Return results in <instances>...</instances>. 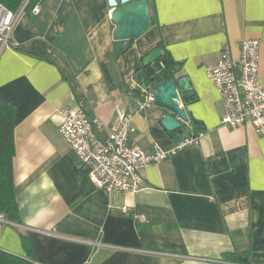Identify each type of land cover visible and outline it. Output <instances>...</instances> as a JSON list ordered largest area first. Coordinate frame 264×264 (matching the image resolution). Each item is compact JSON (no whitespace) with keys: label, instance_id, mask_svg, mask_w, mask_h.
I'll return each mask as SVG.
<instances>
[{"label":"crops","instance_id":"0c3cea01","mask_svg":"<svg viewBox=\"0 0 264 264\" xmlns=\"http://www.w3.org/2000/svg\"><path fill=\"white\" fill-rule=\"evenodd\" d=\"M149 1L140 37H115L108 0H39L38 13L21 14L14 44H0V100L16 108L21 217L0 219V249L37 264H240L229 257L237 252L264 264V133L222 125L207 74L223 48L238 58L244 38H259L264 86V0ZM160 44L191 79L197 99L181 104L201 122L187 127L197 142L181 146L161 122L166 109L136 108L142 58ZM117 102L134 115L130 143L169 152L141 170L134 193L99 190L59 132L62 110L83 107L108 139Z\"/></svg>","mask_w":264,"mask_h":264},{"label":"built area","instance_id":"2783aa9c","mask_svg":"<svg viewBox=\"0 0 264 264\" xmlns=\"http://www.w3.org/2000/svg\"><path fill=\"white\" fill-rule=\"evenodd\" d=\"M24 7L17 11L6 8L0 2V44L12 46V33L19 22ZM33 13L39 12L36 4ZM261 40L247 37L240 42V54L236 58L227 46L221 51L219 60L208 66L207 74L216 85L223 100L222 125L237 128L252 125L264 133V86L260 79ZM154 103V90L148 92L141 108ZM116 124L110 130L108 139L98 135L104 128L99 118L91 119L83 107L65 108L59 132L90 167L89 176L95 186L110 194L117 190L134 193L143 187L141 170L151 163L165 159L169 152L158 145L153 152L145 151L138 144L130 143L135 131L133 113L122 103L116 105ZM199 136L190 135L181 146L197 142ZM144 218V216H140ZM1 220H6L0 214Z\"/></svg>","mask_w":264,"mask_h":264},{"label":"water","instance_id":"95a60500","mask_svg":"<svg viewBox=\"0 0 264 264\" xmlns=\"http://www.w3.org/2000/svg\"><path fill=\"white\" fill-rule=\"evenodd\" d=\"M108 3L113 8L111 19L117 25L116 38L140 37L150 28L149 0H108ZM163 49L160 44L142 58L143 69L138 77H142L139 83L145 94L136 103V108L145 113L146 109L141 108V104L146 94L154 90V104L168 111L161 120L163 126L182 142L190 136L187 127L192 124L200 127L201 122L181 104L182 100L191 103L187 96L194 90L189 76L178 73L168 78L163 76L160 63ZM149 82L155 84L152 86Z\"/></svg>","mask_w":264,"mask_h":264},{"label":"trees","instance_id":"16d2710c","mask_svg":"<svg viewBox=\"0 0 264 264\" xmlns=\"http://www.w3.org/2000/svg\"><path fill=\"white\" fill-rule=\"evenodd\" d=\"M0 2L12 11H17L22 7H24V11H32L39 0H0ZM123 47L124 45L119 46L117 50L120 52ZM160 63L161 71L165 78L179 72L177 62L165 49H163ZM138 81H142V77H138ZM149 84L153 86L155 83L149 82ZM187 98L188 101L193 102L197 99V95L194 91H191ZM15 125V105L11 102L0 100V214H3L7 220L20 223V209L13 171ZM229 257L237 259L240 264H247L244 263L247 259V255L244 252H237L229 255ZM0 264H37V262L34 257H21L0 249Z\"/></svg>","mask_w":264,"mask_h":264}]
</instances>
